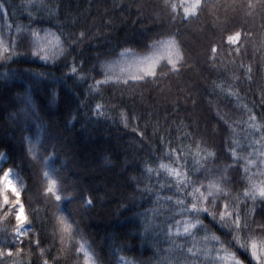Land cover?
Listing matches in <instances>:
<instances>
[{"label": "trees", "instance_id": "trees-1", "mask_svg": "<svg viewBox=\"0 0 264 264\" xmlns=\"http://www.w3.org/2000/svg\"><path fill=\"white\" fill-rule=\"evenodd\" d=\"M0 2L7 6L13 32L16 24L28 23L31 11L34 19L42 22L37 27L57 32L63 29L69 36L85 33L83 41L74 45L67 57L56 61L33 58L26 36L18 41L16 51L20 55L13 58L14 62L0 59V150L6 153L0 158V171L3 167L15 169V179L18 177L23 185L21 199L32 230L39 234L40 246L49 259L55 258V264H80L76 241L62 245L53 231L55 202L42 191L43 169L39 162H29L26 155L24 135L32 137L36 133L41 135L42 143L37 144L41 152L44 145L55 142L56 153L48 162L50 168L57 169L55 175L64 185L75 186L78 192L92 197L93 203L86 209L61 201L60 210L71 215L78 233L95 252L98 264H116L113 253L135 264H166L165 237L144 229L142 224L143 214H151L155 205L148 192L137 189V184H148L141 175V161L154 155L153 146L159 144L161 134L175 139L180 127L191 132L193 139L199 137L215 146L220 156L208 167H222L226 163L222 145L228 129L222 120L217 123V109L219 114L236 120L246 103L264 115V0H204L199 15L183 22L179 18L172 22L162 11L157 15L162 8L160 0H33L30 8L24 7L27 0ZM249 2L254 5L251 10ZM49 9H56L55 14H50ZM236 28L246 34L240 54L218 56L217 67H210V44ZM166 31L176 33L184 50V65L175 74L155 81L106 86L102 97L91 92L85 95L87 80L66 81L62 75L66 60L72 57L90 72L94 66L98 68V58L114 55L122 46L144 51L150 38L158 39ZM0 37L9 38L2 19ZM224 51L227 53V48ZM241 65L250 67L251 72L246 73ZM4 73L9 74L7 79ZM219 76L232 84L240 97V107L236 101L230 103L223 95L212 92L210 85ZM25 90L32 99L34 115L29 118L20 117L18 112L23 104L19 94ZM53 91L56 96L51 98ZM98 99L113 118L92 115L91 108ZM73 109L75 120L68 124ZM120 109L137 116L136 123L145 132L143 137L137 136L131 126L124 127L119 120ZM155 223L153 220V226ZM251 230L258 237L264 235L255 226ZM203 234V230L197 233L198 237ZM28 247L25 239L24 248ZM30 261L39 264L38 253L33 252ZM22 264H28V260L22 259Z\"/></svg>", "mask_w": 264, "mask_h": 264}, {"label": "snow or ice", "instance_id": "snow-or-ice-1", "mask_svg": "<svg viewBox=\"0 0 264 264\" xmlns=\"http://www.w3.org/2000/svg\"><path fill=\"white\" fill-rule=\"evenodd\" d=\"M160 2L162 8L157 15L162 11L172 22L178 18L183 22L199 15L204 0ZM32 3L33 0H27L24 7L30 8ZM247 7L251 10L254 5L249 2ZM6 8L0 2V19L9 37H0V59L6 62L20 55L16 51L18 41L25 36L31 56L44 62L67 57L71 48L84 39L83 31L69 36L63 29L57 32L50 27H37L42 22L36 21L31 11H28V23L16 24L13 32ZM49 12L54 15L56 9H49ZM244 35L241 28H236L223 34L219 41L212 42L207 53L210 67H217L218 56H231L233 53L238 56ZM144 49L137 52L132 47L122 46L118 53L98 58V68L94 66L90 72L84 71L82 64L72 57L70 61L66 60V72L62 75L66 81L82 83L87 80L85 95L91 92L102 97L106 86L127 85L129 81H155L159 77L175 74L184 65V50L174 31L160 33L158 39L150 38ZM241 67L245 68L244 65ZM245 72L250 73L251 68H245ZM8 76L4 73V78ZM248 78L251 79L250 76ZM66 86L71 88V85ZM210 88L214 94L223 95L230 103L236 101L237 107H240V97L226 77H217ZM261 92L264 95V90ZM19 96L23 101L18 110L20 117L34 115L28 91ZM55 96L53 91L51 98ZM242 108L241 116L236 120L219 114L217 109V123L222 120L228 129L222 145L223 160L226 161L222 167H208L220 156L215 146H209L199 137L193 139L191 132L180 127L175 139H167L161 134L159 144L153 146L154 155L141 161V175L148 180V184H137V189L148 192L155 205L151 214H143L142 224L144 229L157 231L165 237L166 264H264V235L258 237L251 230L255 226L264 234V115L258 114L255 106L249 107L246 103ZM261 108L264 110V103ZM91 113L97 117L113 118L101 99L95 100ZM137 119L136 115L129 116L126 110L120 109L119 120L124 127L131 126L137 136L143 137L145 132L137 125ZM74 120L73 109L67 123L71 124ZM24 143L29 162L38 161L43 169L42 191L45 197L55 202L53 231L58 234L62 245L76 241L74 247L80 264H98L95 252L78 233L71 215L60 210L61 201L86 209L93 203L91 195L78 192L75 186L64 185L55 175L57 169L49 167V158L56 153L55 142L44 145L43 152L37 147L38 143H42L39 133L32 137L25 134ZM5 155L0 150V158ZM14 172L15 169L9 167L0 171V264H22V259L31 264L33 252L38 253L39 264H55V258L49 259L40 246L39 234L32 230L30 215L21 199L23 185L18 177L15 180L12 178ZM232 189H235L234 195ZM205 220H208L207 224ZM213 227L215 231H212ZM201 230L204 234L198 237L197 233ZM25 239L29 242L27 249L24 248ZM113 256L116 264H135L123 255L113 253Z\"/></svg>", "mask_w": 264, "mask_h": 264}, {"label": "rangeland", "instance_id": "rangeland-1", "mask_svg": "<svg viewBox=\"0 0 264 264\" xmlns=\"http://www.w3.org/2000/svg\"><path fill=\"white\" fill-rule=\"evenodd\" d=\"M12 178L15 180V176H14V174H13Z\"/></svg>", "mask_w": 264, "mask_h": 264}]
</instances>
